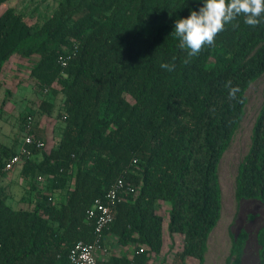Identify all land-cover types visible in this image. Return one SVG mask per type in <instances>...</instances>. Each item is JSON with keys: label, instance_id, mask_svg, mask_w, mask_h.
<instances>
[{"label": "trees", "instance_id": "trees-1", "mask_svg": "<svg viewBox=\"0 0 264 264\" xmlns=\"http://www.w3.org/2000/svg\"><path fill=\"white\" fill-rule=\"evenodd\" d=\"M9 0H0V8ZM203 0H61L40 23L7 7L0 14V93L13 57L37 59L30 77L39 88L62 97L57 146L45 131L29 134L46 144L27 146L21 178L38 191L29 208H13L0 188V264H70L78 242L95 240L87 212L118 180L126 191L105 235L135 254L110 256L98 264H149L165 246L167 230L183 239L176 264L205 262L208 240L221 219L218 167L245 116L247 90L264 74V17L252 27L238 17L212 47L185 64L187 52L171 34L178 18L199 10ZM75 54V56H74ZM73 55L67 68L60 56ZM175 58V59H174ZM174 64L173 71L161 67ZM239 87L230 98L226 82ZM10 96V93L7 94ZM52 114L50 100L40 105ZM17 151L0 146V178ZM41 156V158H40ZM39 176L51 180L41 192ZM72 185V189L70 186ZM129 189L131 191H129ZM69 190L55 203L54 192ZM236 197L245 226L233 234L228 264H245L254 237L258 264H264V96L251 146L240 165ZM262 220L254 231L253 222ZM249 226V227H248Z\"/></svg>", "mask_w": 264, "mask_h": 264}, {"label": "rangeland", "instance_id": "rangeland-1", "mask_svg": "<svg viewBox=\"0 0 264 264\" xmlns=\"http://www.w3.org/2000/svg\"><path fill=\"white\" fill-rule=\"evenodd\" d=\"M61 0H9L0 8V14L7 7L15 8L19 13L25 15L30 23H40L47 15L52 14L59 6ZM37 59H21L13 57L2 73L1 80L3 89L0 93V146H7L18 151L23 144V137L27 129L37 126L45 131L49 146L58 145L62 131V123L56 117L58 107L62 104V97L56 98L51 94L46 96L44 88L31 79L30 72L35 66ZM10 93V96L7 94ZM247 105L243 121L235 133L231 144L224 153L218 167V180L221 189L222 213L217 227L210 234L205 262L203 264H228L231 259V248L233 234L245 226L244 213H247L248 203L239 204L236 197V184L240 165L249 152L252 140V132L263 104L264 96V74L256 80L246 93ZM55 104L56 110L49 114L40 109L44 99ZM30 130V129H29ZM41 158V156H40ZM51 180L44 179L35 181L36 188L46 192L50 188ZM0 188L5 189L9 197V204L17 208H29L34 205L38 191L32 189V182L21 178V167L0 178ZM72 189V185L70 186ZM69 190L54 192L55 203L67 198ZM247 207V208H246ZM170 210L169 204H163L158 212L165 219V246L162 254L152 256L149 264H176L175 257L182 250L183 239L175 235L170 236L167 230ZM262 220L253 222L249 230L254 231ZM249 227V226H248ZM253 244L248 247L245 264H258L256 247ZM110 252L112 255L126 256L131 258L136 252V245L122 247L118 238L112 236ZM191 264H199L196 260H190Z\"/></svg>", "mask_w": 264, "mask_h": 264}, {"label": "clouds", "instance_id": "clouds-1", "mask_svg": "<svg viewBox=\"0 0 264 264\" xmlns=\"http://www.w3.org/2000/svg\"><path fill=\"white\" fill-rule=\"evenodd\" d=\"M240 16L244 17L245 24L258 26L264 17V0H203L198 11L192 10L187 18H178L171 35L178 40L179 48L187 52L184 63H190L205 47L214 46L216 35L226 25L239 27V23L233 22ZM161 67L173 71L175 65L165 63ZM225 87L229 89L230 98L235 99L239 87H233L231 81L226 82Z\"/></svg>", "mask_w": 264, "mask_h": 264}, {"label": "built area", "instance_id": "built-area-1", "mask_svg": "<svg viewBox=\"0 0 264 264\" xmlns=\"http://www.w3.org/2000/svg\"><path fill=\"white\" fill-rule=\"evenodd\" d=\"M72 56H60L58 58L59 65L62 68H67ZM43 92L45 95H48L50 87L45 86ZM29 129L30 128L27 129L28 131L23 137L22 146L14 155L6 160L4 167L5 172L13 171L21 164L24 156L31 155V150H29L27 146H35L37 149H44L46 147L43 141L37 140L29 134ZM38 179L42 181L45 177L39 176ZM125 191L126 186L124 180L121 179L116 181L106 193L105 199L97 200L88 210L87 218L94 226L95 240L92 243L78 241L69 252L68 258L70 264H98L100 255H108V238L104 232L113 223L114 209L121 203L122 195ZM129 191L131 190L129 189ZM109 258L110 256H107L105 261L107 262Z\"/></svg>", "mask_w": 264, "mask_h": 264}, {"label": "crops", "instance_id": "crops-1", "mask_svg": "<svg viewBox=\"0 0 264 264\" xmlns=\"http://www.w3.org/2000/svg\"><path fill=\"white\" fill-rule=\"evenodd\" d=\"M106 236H107V238H108V247L110 248L109 245H111L112 236H114V235L110 234V235H106ZM107 256H111L110 249H109V251H108V255H107ZM107 256H104V254L100 255V260H99V261H100V262L105 261V259H106ZM107 260H108V259H107Z\"/></svg>", "mask_w": 264, "mask_h": 264}]
</instances>
